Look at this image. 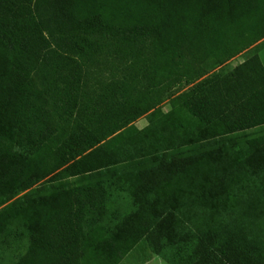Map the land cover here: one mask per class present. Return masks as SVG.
<instances>
[{"label": "trees", "instance_id": "trees-1", "mask_svg": "<svg viewBox=\"0 0 264 264\" xmlns=\"http://www.w3.org/2000/svg\"><path fill=\"white\" fill-rule=\"evenodd\" d=\"M263 50L264 0H0L9 264H264Z\"/></svg>", "mask_w": 264, "mask_h": 264}, {"label": "rangeland", "instance_id": "rangeland-1", "mask_svg": "<svg viewBox=\"0 0 264 264\" xmlns=\"http://www.w3.org/2000/svg\"><path fill=\"white\" fill-rule=\"evenodd\" d=\"M259 56H260V59L262 61L263 66H264V50L260 52ZM244 59H245V56H238V57L232 59L230 62H228L223 67L215 68L213 70V72H219V71L226 72L228 70H231L234 67L238 66L240 63H242ZM186 89L187 88L182 87L178 90L173 91V94H175V95L180 94V93L186 91ZM169 101H170V98L168 96L163 97V100H162L160 107L164 112H166L170 109ZM134 125L139 129L144 128L146 126L145 118L138 119L134 123ZM263 135H264V128L255 129V130L247 131V132L237 136L235 138V141H236V143H243L246 140L261 137ZM81 184H85V182L77 180V179H70V180L64 182L63 189L74 188V187H77ZM41 187H44L45 189H47L48 186L45 185V183H44L41 186H39L38 188H41ZM38 188H35V189H38ZM25 195H28V194H21L20 196L13 198L12 200L1 203L0 209L5 207L6 205L10 204L11 202L15 201L16 199H19V200L23 199L25 197ZM135 260H137L138 263H136ZM161 261L164 262V260H162L160 257H156L155 255L151 254L148 249L143 248V249H136V251L131 256L126 258L124 260V262H122L121 264H145L148 262H155V264H161L162 263ZM0 264H9V260H8L6 253L0 252Z\"/></svg>", "mask_w": 264, "mask_h": 264}, {"label": "crops", "instance_id": "crops-1", "mask_svg": "<svg viewBox=\"0 0 264 264\" xmlns=\"http://www.w3.org/2000/svg\"><path fill=\"white\" fill-rule=\"evenodd\" d=\"M136 261V263H138V261L137 260H135ZM122 262H124V261H122ZM121 262V263H122ZM162 262V261H161ZM120 263V264H121ZM145 264H155V262H148V263H145ZM161 264H168L167 262L165 263V261L164 262H162Z\"/></svg>", "mask_w": 264, "mask_h": 264}]
</instances>
